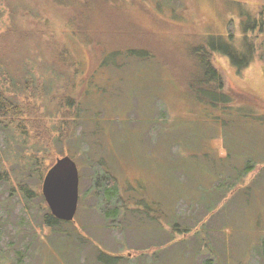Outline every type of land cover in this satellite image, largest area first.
I'll use <instances>...</instances> for the list:
<instances>
[{
	"label": "rangeland",
	"instance_id": "374dc122",
	"mask_svg": "<svg viewBox=\"0 0 264 264\" xmlns=\"http://www.w3.org/2000/svg\"><path fill=\"white\" fill-rule=\"evenodd\" d=\"M260 17L264 0H0V72L40 90L25 102L27 143L0 130V171L14 168L0 177V264H264ZM210 35L253 41L245 66L211 60L226 89L257 104L214 105L187 89L189 47ZM128 47L151 55L104 58ZM64 155L78 167V208L53 227L42 183Z\"/></svg>",
	"mask_w": 264,
	"mask_h": 264
},
{
	"label": "trees",
	"instance_id": "16d2710c",
	"mask_svg": "<svg viewBox=\"0 0 264 264\" xmlns=\"http://www.w3.org/2000/svg\"><path fill=\"white\" fill-rule=\"evenodd\" d=\"M56 2H61L62 0H55ZM75 1H83L85 3H88L91 0H75ZM83 5H81L80 10L82 11ZM83 13H79V18L81 19ZM78 18V16L76 17ZM260 26L264 27V19L263 17H260ZM258 18L255 19L257 21ZM250 22L248 23V25ZM253 27V26H252ZM79 32H81L83 35L85 33L84 29L79 28ZM214 37L210 35V37L203 38L202 41L199 43H193L189 47V53L193 56V71L191 75L189 74V78L186 79L187 82V89L192 91L193 94L197 98H200L201 100L210 102L214 105H224V106H230L233 103H236L240 101V99L244 100L246 103L251 104H257L258 102L255 99V96L252 95L250 92L247 91H234V90H228L225 88V83L223 81L222 75L219 72V70L215 67L211 60V55L213 52H221L223 54L228 55L231 57L234 62H237L240 65L245 66L250 59L253 57L256 47L251 39H248L245 42L244 48L239 49L236 45L233 44L231 40H228L229 42H226L220 37L212 38ZM207 38V39H206ZM247 44V46H246ZM126 54L127 56H131L132 54L135 55V57H146L148 55H151L147 50L145 49H131V47H128L127 49L121 50V49H115L107 52L104 55V58L108 56V59L110 62L108 64H116L115 62V54ZM125 62V60H122L121 64ZM120 67V66H118ZM31 79V80H30ZM26 78V80L23 82L24 84H19V80L14 79L12 76H10L8 79L6 78V74L0 72V130H3L7 133V137L9 139H13L15 142H18V144L27 143V139L31 138L30 136V126H31V117H32V109L28 107L25 102H28L27 100L36 98L40 94L39 88H37L35 84V89L32 87L34 85V82L36 80L34 78ZM33 79V80H32ZM29 81V82H27ZM34 81V82H33ZM29 85V86H28ZM68 101H72L73 98L69 97L67 99ZM30 103V102H29ZM77 109L79 107L77 106ZM18 131L19 135L22 137V141H17L15 139L16 132ZM30 136V137H29ZM31 140V139H30ZM21 142V143H20ZM34 151L30 155V165L39 164V154L37 153L40 149L39 146L34 143L33 144ZM17 153H20V151L17 150ZM18 157V154L17 156ZM15 157V158H16ZM17 159V158H16ZM14 162V161H13ZM11 163V162H10ZM31 166V167H32ZM51 166V165H50ZM49 166V167H50ZM48 167V168H49ZM48 170V169H47ZM14 171V168L12 170H6L3 169L0 171V177H7V173ZM41 175V174H40ZM7 180V178H6ZM107 183L104 185L105 189L103 190L104 196L106 198H112L114 195L117 194L116 191H107V184H109L112 188L116 185L114 180H112L110 177L107 178ZM23 190V194L25 198H29L32 196V190L29 188V186L26 183H18ZM116 187V186H115ZM117 213V210H115L114 214ZM43 222L48 226H56L57 224H63L67 223L66 221L60 220L56 218L52 213L47 211L43 216ZM260 246H264V238L262 242L260 243Z\"/></svg>",
	"mask_w": 264,
	"mask_h": 264
},
{
	"label": "water",
	"instance_id": "95a60500",
	"mask_svg": "<svg viewBox=\"0 0 264 264\" xmlns=\"http://www.w3.org/2000/svg\"><path fill=\"white\" fill-rule=\"evenodd\" d=\"M79 171L69 155L58 157L43 178L42 194L52 215L73 221L79 201Z\"/></svg>",
	"mask_w": 264,
	"mask_h": 264
}]
</instances>
